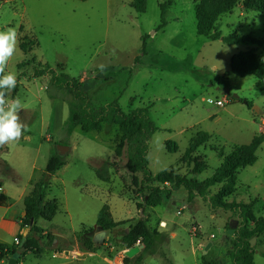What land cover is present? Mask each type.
Segmentation results:
<instances>
[{
    "label": "rangeland",
    "instance_id": "obj_1",
    "mask_svg": "<svg viewBox=\"0 0 264 264\" xmlns=\"http://www.w3.org/2000/svg\"><path fill=\"white\" fill-rule=\"evenodd\" d=\"M9 1L0 6V31L14 28L18 46L5 71L16 74L21 83L16 97L27 109L20 113L27 130L17 142L0 147L18 178V183L14 182L0 163V172L5 174L2 176L7 177L5 189L12 200H16L13 189L30 190L32 181L41 179L49 158L58 152V145L70 148L62 156L67 165L50 179L47 192V200H58L59 211L53 221L41 220L39 226L57 235L78 233L83 226L94 228L104 205H109L117 221H124L122 226H134L146 219L145 210L149 207L144 208V213L137 207L142 199L130 182L126 148L121 157L115 154L120 143L117 126L104 125L101 133H86L78 127L70 139L57 132V126L68 118L69 109L63 98L55 97L49 76L30 79L36 63L49 64L83 82L97 107L117 101L125 113L149 108L159 129L150 139L148 155L154 175L173 170L175 174L204 181L222 164L219 150L228 154L264 134V82L253 76L237 77L230 66L234 55L249 50H254L264 63V46L226 45L198 35L196 6L200 0H148L145 13L135 11L132 0ZM243 1L219 18L217 30L223 36L238 33L264 40V15L245 12ZM167 2L170 5L164 13L166 26L159 29L161 5ZM21 27L23 34L38 43L28 56L19 48ZM143 41L147 44L145 55L141 54ZM24 60L26 66L20 68ZM108 73H117V77L102 81ZM234 95L238 96L235 101ZM209 97L213 99L211 104L207 102ZM217 101H225L224 106L216 105ZM199 132L208 133L211 139L196 153L198 162L206 163L207 169L195 175L194 165L180 163V159ZM170 143L177 146V152L167 150ZM257 156L254 166L239 171L237 189L227 202L249 205L256 220H264V144ZM101 161L108 165L109 182L97 177L96 166L104 168ZM220 188H210L208 199ZM185 205L186 209L180 211ZM149 209L151 214L153 210L175 222L178 234L176 239L162 242L158 256L147 257L150 264H168L165 256L170 259L169 264H202L204 256L218 264L231 263L234 235L241 226L238 215L214 211L208 200L198 196L190 202L185 188L173 191L159 207ZM2 212L4 209L0 208V215ZM16 222L18 219L5 229L0 227L1 241L10 247H16L14 238L21 230ZM249 228L253 230L255 224L250 223ZM96 233L93 240L100 249L111 240L116 241L115 231L112 237L99 228ZM118 233L123 237V229ZM195 236L203 237L204 243L211 242L210 246L200 247ZM252 239L254 264H264V230ZM117 244L122 245V239ZM51 255L52 250L45 249L43 257L51 260Z\"/></svg>",
    "mask_w": 264,
    "mask_h": 264
},
{
    "label": "trees",
    "instance_id": "obj_2",
    "mask_svg": "<svg viewBox=\"0 0 264 264\" xmlns=\"http://www.w3.org/2000/svg\"><path fill=\"white\" fill-rule=\"evenodd\" d=\"M86 2L88 0H77ZM241 0H200L196 6L197 34L213 41L221 40L226 45L238 43H253L261 47L264 46V40H257L252 36H242L240 34L223 36L217 30V22L220 17L231 13ZM148 0H132V7L138 13H145L147 10ZM170 2L161 5L162 23L159 29L166 26L164 13ZM243 8L245 12L254 11L264 15V0H244ZM146 36H144L143 40ZM38 46L37 40L27 35L20 38L19 48L26 54L30 55ZM146 42L143 41L141 54H146ZM25 61L19 64L24 67ZM231 72L240 78L253 76L264 82V63L260 62L254 50L236 54L231 59ZM50 77V87L55 90V97L60 96L66 102L69 109V116L64 122L61 133L70 139L76 128H80L86 133L99 132L104 125L117 126L121 135L120 143L115 150L117 157H121L124 148H126V169L130 174V182L134 190L142 199V204H138L139 210L144 213L145 207H158L165 199H169L173 191L185 188L188 197L192 200L195 197H201L208 200L212 210L230 211L239 216L241 226L238 228L233 239V250L230 253V264H254V251L251 248V239L264 230V220H256L251 207L243 203L227 202L237 189L238 175L241 169L254 166L258 161V150L264 144V134L256 135L251 143L235 147L230 153L226 154L222 150L218 151V156L222 158V164L214 174L199 181L196 178H189L185 175L175 174L173 170L162 171L154 175L149 168L148 155L150 151V139L159 130L156 123L150 115L149 108H136L130 113H125L117 101H113L104 106L97 107L94 104L92 93L85 88L83 82L69 74L58 71L49 64L36 63L33 67V73L30 75L31 80L42 77ZM117 77V73H108L103 80L111 81ZM100 82L101 80H97ZM19 82L16 88L11 92V97L16 98ZM233 101L235 99L233 98ZM251 106V103H248ZM211 136L205 132H199L191 139L190 145L180 163L194 165L192 174L200 175L207 169L206 163H199L197 150L204 146ZM177 146L170 143L167 150L170 153L177 152ZM4 152L0 148V153ZM5 170L11 173L12 180L18 183V178L11 166L4 160H0ZM104 168L96 166L97 177L103 182H109L110 176L107 163L101 161ZM65 165V160L58 153H53L47 162L41 179L35 184L33 192L24 200L25 217L23 224L29 227L31 220L34 225L27 235L22 254L31 253L40 255L43 253L41 245V235L43 230L38 226L39 220L50 221L58 211L56 200H47V192L50 186V179ZM4 173L0 172V177ZM5 175V174H4ZM170 185V186H168ZM221 186L220 190L214 196L208 199L207 192L210 188ZM2 182L0 181V190ZM9 198L0 192V206L7 204ZM250 223L255 224V228H249ZM97 227L100 231H112L119 227L121 223H116L113 219L109 205H104L99 212ZM90 231H93L91 229ZM21 241L23 238H20ZM155 233L152 232L147 224L146 219H140L134 226L129 227V232H125L122 238V244L126 249H130L139 244L141 252L133 258L124 257L125 264H143L144 255L153 247ZM81 248L88 252H96L100 248L95 242L86 238L84 235L79 236ZM20 249L16 246L7 249L5 245H0V264L9 260L12 255ZM164 259L170 263L168 257ZM202 264H218L214 260H207L205 256Z\"/></svg>",
    "mask_w": 264,
    "mask_h": 264
},
{
    "label": "crops",
    "instance_id": "obj_3",
    "mask_svg": "<svg viewBox=\"0 0 264 264\" xmlns=\"http://www.w3.org/2000/svg\"><path fill=\"white\" fill-rule=\"evenodd\" d=\"M5 2L10 3L9 0H5ZM23 28L24 27L20 28L21 33L19 36V41H20V38L22 36H24V35L29 36L26 33L23 34V32H24ZM24 55L28 56L29 54L28 55L24 54ZM19 85L21 87V83H19ZM26 110H27L26 108H23L21 113L23 111H26ZM65 121H63L61 124H59L57 126V132L61 133V129H62V126H63ZM103 129H104V126H103ZM97 133H101V131H99ZM47 136H48V134H47ZM120 138H121V135H120ZM2 155L3 154L0 153V160L6 161ZM66 165H67V161L65 159V165L63 167H65ZM59 171L57 173H59ZM6 180H7V177H4V176L0 177V181L2 182V189L0 190V192L4 193L9 198L6 205L0 206V208L4 209V212H2V214L0 215V227L3 226V229H5L6 226H9V223H12L13 221H16L18 219V222H16V223H18L21 226V230H20L19 236L15 237V238H24L26 231L28 229V227H26L23 224V219L25 217L24 200L28 195H30L33 192L35 184L37 183V180L32 181L31 186H30V190H29V188L26 189V188H21V187H19L17 189H13V192L16 194L15 195L16 200H14V201L12 200V198L9 196V193L5 189V181ZM51 200L57 201L58 211H59L58 200L57 199H51ZM51 200H48V201H51ZM189 201L191 202L190 199H189ZM186 207L187 206L185 205L184 207H182L180 209V211H182V210L184 211L186 209ZM149 208L155 209L156 207H149ZM149 208L147 210H145L146 211L145 218L147 220V224H148L149 229L155 233V239H154L153 247L144 255L143 264H150L147 261V257L149 255L158 256V251L161 248V244L163 241L165 242V240H167L169 242V241L174 240L178 237V234L176 232V226L177 225L175 224V222L164 219L165 217L163 215L156 214L153 212V210H152V214H151L149 212V211H151V209H149ZM58 211H57V213H58ZM180 211L178 212V214H180ZM141 214H142V212H141ZM56 215H55V217H56ZM54 218L52 220H50L49 222L53 221ZM113 219L116 223L124 222V221L119 222L114 217H113ZM41 220L38 221V226H39V223ZM196 225H198V224H196ZM50 226H53V225L50 224ZM95 226H97V225H95ZM95 226H94V228L91 227L90 229H87L86 227L83 226L81 231H79L78 233L77 232H73L72 234H67V233L61 234L60 233L59 235L53 233L52 231H49L48 229H46L44 227L39 226L43 230V233L41 235V238H42L41 239V245L43 247V253L40 255H37V256L33 255L31 253L21 254L17 260V264H29V263L30 264H125L124 263L125 252L129 249H126L123 246V244L118 246L117 242H120L121 239L123 238L122 235H120L118 233V231H120V229H123V231L125 233L127 230H129L130 226L129 225L128 226L120 225L116 229H114L112 231H108L107 234H108V236L111 235V237L115 231L116 234H114V235L116 236L117 242L111 240L110 243H106L105 246L102 248V249H104L103 252L100 254L98 253V251H100L102 249H99L96 252H88V251L82 250L80 245H79V236H81V235H84L86 238L94 241L93 237H95L97 235L96 231L98 228V227L95 228ZM199 228L201 229L200 226H199ZM91 229H93V231H90ZM63 232H67V231H63ZM195 237H196V239L200 240V242H201L200 247L202 245L211 244V242H205L204 243L203 237L202 238H197V236H195ZM0 245H5L7 247V249L14 248V247L8 246L5 241H1V237H0ZM45 249L46 250H52L51 260H47L46 258L43 257ZM30 258H33L34 260H31L29 262ZM8 261L9 260L3 261V262H1V264H8ZM175 264H177L176 261H175Z\"/></svg>",
    "mask_w": 264,
    "mask_h": 264
},
{
    "label": "clouds",
    "instance_id": "obj_4",
    "mask_svg": "<svg viewBox=\"0 0 264 264\" xmlns=\"http://www.w3.org/2000/svg\"><path fill=\"white\" fill-rule=\"evenodd\" d=\"M17 46L18 37L14 28L0 31V147L17 142L27 130L20 117L22 101L10 95L16 88L17 76L14 72L5 71ZM207 102L211 104L213 99L209 97Z\"/></svg>",
    "mask_w": 264,
    "mask_h": 264
},
{
    "label": "water",
    "instance_id": "obj_5",
    "mask_svg": "<svg viewBox=\"0 0 264 264\" xmlns=\"http://www.w3.org/2000/svg\"><path fill=\"white\" fill-rule=\"evenodd\" d=\"M229 91L225 92V94H228ZM234 99H238V96L237 95H234L233 97ZM70 150L69 147H66L64 145H58V154L61 155V156H64L66 153H68ZM142 216H143V213H142ZM34 225V220L32 219L31 222H30V225L26 231V234L21 242V246H20V249L15 252L12 257L9 259L8 261V264H17V260L19 258V256L25 251V248H24V242H25V239L27 237V235L29 234L30 230L32 229ZM97 226H95L96 228ZM127 233L129 232V230L126 231ZM100 235H105V232H101ZM251 245H253L255 243V240L254 239H251L250 241ZM210 246V244H208V246L206 247V249ZM141 249L142 247L141 246H135L133 248H130L129 250H127L125 252V256L128 257V258H133L135 257L136 255H138L140 252H141Z\"/></svg>",
    "mask_w": 264,
    "mask_h": 264
},
{
    "label": "built area",
    "instance_id": "obj_6",
    "mask_svg": "<svg viewBox=\"0 0 264 264\" xmlns=\"http://www.w3.org/2000/svg\"><path fill=\"white\" fill-rule=\"evenodd\" d=\"M5 2V0H0V6H1V4L2 3H4ZM224 103H225V101L223 102V101H217L216 102V105H218V106H224ZM195 231L197 230L196 228L194 229ZM15 244H16V246H21V239L20 238H15ZM136 246H140L139 244H137Z\"/></svg>",
    "mask_w": 264,
    "mask_h": 264
}]
</instances>
